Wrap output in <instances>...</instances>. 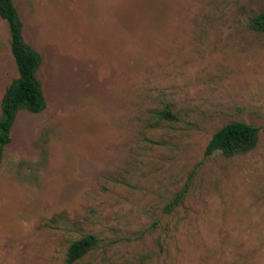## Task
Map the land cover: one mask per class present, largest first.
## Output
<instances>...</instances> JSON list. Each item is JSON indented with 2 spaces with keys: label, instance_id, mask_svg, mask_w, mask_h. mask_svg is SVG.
I'll return each mask as SVG.
<instances>
[{
  "label": "rangeland",
  "instance_id": "374dc122",
  "mask_svg": "<svg viewBox=\"0 0 264 264\" xmlns=\"http://www.w3.org/2000/svg\"><path fill=\"white\" fill-rule=\"evenodd\" d=\"M14 3L46 108L18 113L0 164V264H68L86 235L76 264H264V0ZM18 76L0 16V118ZM235 121L257 147L207 158Z\"/></svg>",
  "mask_w": 264,
  "mask_h": 264
},
{
  "label": "trees",
  "instance_id": "16d2710c",
  "mask_svg": "<svg viewBox=\"0 0 264 264\" xmlns=\"http://www.w3.org/2000/svg\"><path fill=\"white\" fill-rule=\"evenodd\" d=\"M0 16L7 21L11 35V50L19 76L6 89L2 100L0 118V164L4 158L5 148L11 143V131L18 113L27 110L34 114L43 112L46 100L38 72L43 58L23 35L24 24L15 6L14 0H0ZM251 30L264 33V7L249 20ZM160 117L173 120L176 116L170 109L161 111ZM259 128L243 122H231L217 131L207 145V158L220 153L226 158L244 155L255 149L259 142ZM188 185L166 205L164 212L172 214L186 197ZM98 240L93 235H86L74 241L68 248L66 261L76 264L83 260L97 246Z\"/></svg>",
  "mask_w": 264,
  "mask_h": 264
}]
</instances>
